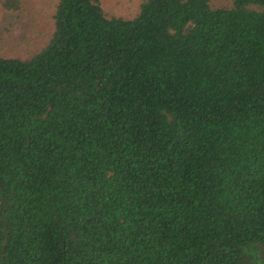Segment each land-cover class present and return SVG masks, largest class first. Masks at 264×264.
<instances>
[{
	"label": "trees",
	"instance_id": "obj_1",
	"mask_svg": "<svg viewBox=\"0 0 264 264\" xmlns=\"http://www.w3.org/2000/svg\"><path fill=\"white\" fill-rule=\"evenodd\" d=\"M53 19L0 56V264H264V0Z\"/></svg>",
	"mask_w": 264,
	"mask_h": 264
},
{
	"label": "rangeland",
	"instance_id": "obj_2",
	"mask_svg": "<svg viewBox=\"0 0 264 264\" xmlns=\"http://www.w3.org/2000/svg\"><path fill=\"white\" fill-rule=\"evenodd\" d=\"M1 1V0H0ZM104 11L112 17L134 19L142 0H101ZM18 12L0 7V56L29 58L44 48L54 29L57 0H20ZM215 6H228L230 0H213Z\"/></svg>",
	"mask_w": 264,
	"mask_h": 264
}]
</instances>
